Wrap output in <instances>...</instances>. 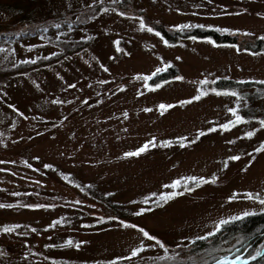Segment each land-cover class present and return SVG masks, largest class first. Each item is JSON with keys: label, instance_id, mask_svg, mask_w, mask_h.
Returning a JSON list of instances; mask_svg holds the SVG:
<instances>
[{"label": "rangeland", "instance_id": "rangeland-1", "mask_svg": "<svg viewBox=\"0 0 264 264\" xmlns=\"http://www.w3.org/2000/svg\"><path fill=\"white\" fill-rule=\"evenodd\" d=\"M33 2V14L62 21L0 29V264L259 259L264 238L213 229L264 209V149L253 151L264 142V0ZM8 12L0 22L16 18ZM172 68L176 77L152 80ZM228 80L231 90L217 86ZM176 137L183 146L161 143Z\"/></svg>", "mask_w": 264, "mask_h": 264}, {"label": "trees", "instance_id": "trees-1", "mask_svg": "<svg viewBox=\"0 0 264 264\" xmlns=\"http://www.w3.org/2000/svg\"><path fill=\"white\" fill-rule=\"evenodd\" d=\"M7 1H9V2L8 3H1L0 2V9H1L0 12H2V14H4V12L10 11V12H8V13H10V17L16 16V18H9V19L7 18V19H5L6 22H0V29H5V30L9 29L10 28L9 24L12 23L15 26H25V29L21 30V32H25L27 34L29 32H35V31H37V29L42 30L44 28H47V27H49V25L51 27L57 21H62V19H59L57 21L54 20V19H57L59 17H52V16H47V17L40 16V17H38L37 15H35V13L33 14L34 9H31V7L34 6L33 0H7ZM10 3H11V5H9ZM5 6L11 7V8H7ZM88 10L91 11V9H88ZM30 14H32L33 16H30ZM89 15H91V14H86V16H89ZM41 17H44L45 19H41ZM39 19H41V20H39ZM45 21H49V22L42 23L43 25L37 24V23L45 22ZM64 22H66V21L63 20L62 23H64ZM156 27H157V25H156ZM16 31H18V30H16ZM158 31H163V28L158 29ZM12 34H14V33H12ZM168 34H169V31H168V33L166 31L164 36L165 37H167V36L171 37ZM190 34L193 36H203V37L210 36L211 38L214 37L215 39H218V40H219V38H221L220 35H217V34L212 35L213 34L212 32L206 31V30H200V29L199 30L194 29L191 31ZM179 37H181V36H179V34L173 35V38L178 39ZM223 37H224V40L221 39L223 42H235V43L238 42V41H236L235 37H233L231 34H225V35H223ZM57 42H58V40H57ZM236 44L238 45V43H236ZM257 47L260 48L261 46L257 45ZM37 64H38L37 62H35V63L31 62V63H29V65H31L29 67L36 66ZM177 73H178V71L173 70V68H172V69L164 71L160 74H156L155 77L152 78V80L153 81H163V80H167L168 78L171 79V78L176 77ZM232 84H234L233 80L232 81L228 80V81H224V82L219 81L217 83V86H219L221 88V90H223V89L224 90L225 89L231 90L232 88H227V87H231ZM236 86H238V84H236ZM237 232L238 233L241 232V234L246 238V240L255 239L254 241H260L261 242L262 239L264 238V211H262L260 213H256V214H250V215H246V216L236 217V219H233V221H231L230 223H226L221 228V234L226 233V234H228L227 237H232V235H234ZM212 237L216 238L217 235H213ZM262 245H264V242L262 243ZM250 254H251V250H249L247 252L246 256H249ZM213 261H216V259H214ZM169 264H171V263H169ZM177 264H191V263L186 262V263H177ZM218 264H220V263H218ZM248 264H264V252L259 257V259L251 260Z\"/></svg>", "mask_w": 264, "mask_h": 264}, {"label": "snow or ice", "instance_id": "snow-or-ice-1", "mask_svg": "<svg viewBox=\"0 0 264 264\" xmlns=\"http://www.w3.org/2000/svg\"><path fill=\"white\" fill-rule=\"evenodd\" d=\"M120 15L121 16H124L126 15L125 12H120ZM140 23L143 25L144 24V21L143 19H141ZM176 27H180V25H176ZM150 30H153L154 29H150ZM224 31H229V29H224ZM160 70H163V69H160ZM154 74V73H153ZM158 85H151V87H156ZM121 88L124 87V85H121L120 86ZM223 91H228V90H223ZM235 95V93H233ZM196 99H198L199 97H195ZM160 108H168V107H171V105H168V104H160L159 105ZM230 112H232L234 114V120L235 122H241V121H244L246 119V117L244 115H241V114H237V109L236 108H231L229 109ZM21 115H23V113H21ZM126 115V114H125ZM233 124V121L232 120H228L226 123L224 124H221L219 125L220 128H228V127H231ZM261 124L264 125V121H261ZM255 129H252V130H249L247 132H244L243 135L246 136V137H251L254 133ZM198 133L202 134V131L201 130H197ZM155 138H153L154 140ZM173 140H178L180 143H181V146H183V143L185 142L184 138L183 137H176V138H172V139H169L168 141H161V143H168V144H171L173 142ZM150 146H153L150 142L146 141L144 143V145H141L140 147H137L133 150V152H125L123 153L124 156H130V155H133V154H140L142 152L145 151V148L146 147H150ZM261 149H264V142H262L259 146V148H254L253 151L256 152V151H260ZM33 159H38V157H34ZM231 159L235 160V159H238V156H232ZM248 163L251 164L252 163V160L249 159L248 160ZM43 167L45 168H49V167H52V165H49V164H44ZM189 180L195 182V181H204L206 178L203 177V176H192V177H189L188 178ZM207 179H215V176H211V177H208ZM172 186L173 187H177L178 186V183L177 181H172ZM152 195H157L156 193H153ZM160 197H161V200H164L165 198L167 197H170L172 195V193L170 192H162V193H159L158 194ZM145 203H153V201L151 200H146ZM262 203H264V200H262ZM40 205L38 204H29L27 205V207H30V208H36V207H39ZM146 210H151V209H145V208H140L138 210V213H142ZM262 211H264V209H262ZM241 216H245L247 215L246 213H241L240 214ZM103 219H108V217H103ZM233 219H236V217H229L228 220H233ZM228 221H221L220 224H218L216 226V228L213 229V232H215L217 229H219V227L223 224V223H227ZM123 225L125 226H129V222L128 221H122ZM133 227H137L139 228V230L142 232V234L145 236V237H150L151 240L153 241H157L158 243L161 244V247H163V242L159 240V238L155 235H150V233L141 228L140 226L138 225H132ZM145 247H148V245L144 244V243H141L140 247L139 248H134L132 249V254H136L138 251L142 250L143 248ZM240 260V257L237 256L235 257L234 259H230L229 257L225 256V257H221V262L220 264H238Z\"/></svg>", "mask_w": 264, "mask_h": 264}]
</instances>
